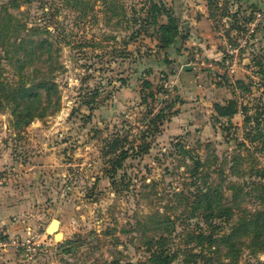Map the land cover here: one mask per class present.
I'll return each instance as SVG.
<instances>
[{"label":"rangeland","instance_id":"rangeland-1","mask_svg":"<svg viewBox=\"0 0 264 264\" xmlns=\"http://www.w3.org/2000/svg\"><path fill=\"white\" fill-rule=\"evenodd\" d=\"M202 11L227 65L196 69L214 86L193 101L168 76V51L191 54L188 26ZM10 17L23 31L47 26L59 64L53 111L21 124L0 108L2 185L29 187L32 215H46L19 237L30 249L8 253L13 264H149L167 248L179 249L171 264H192L183 250L264 264V0H20L0 14L2 33ZM218 85L233 96L224 117L210 113ZM160 110L159 134L141 139Z\"/></svg>","mask_w":264,"mask_h":264},{"label":"trees","instance_id":"trees-1","mask_svg":"<svg viewBox=\"0 0 264 264\" xmlns=\"http://www.w3.org/2000/svg\"><path fill=\"white\" fill-rule=\"evenodd\" d=\"M19 4L20 0H0V14L7 13L9 9H18ZM156 7H158L157 10L164 8L161 3L153 4V8ZM19 15L17 13V16ZM165 16L168 24L172 23L170 16L167 14ZM9 23V28L14 31L13 34L10 33V29L9 34L2 33L0 30V108L13 107L10 114L21 124H25L35 117H42L53 111L57 99L55 98L53 101V96H51L55 95V82L52 74L53 70H57L59 64L55 63L56 66H53V38L46 29L47 26H44L42 30L34 27L23 31L25 25L21 20L10 17ZM158 28L161 31L170 29L165 24L159 25ZM172 29L173 31L176 30L174 27ZM161 41L165 46L173 43L172 39L164 40L162 37ZM8 71L10 76L4 75ZM147 73L148 70L142 71L141 77L146 76ZM139 81L140 95L143 100L148 97L153 98L152 84L144 78H139ZM216 96L224 98L228 106L234 107L232 93H229L225 88H218ZM226 104H214L213 109L217 117H224L235 112V108H227ZM164 120V112L161 110L154 117L146 119V123L143 125L147 130H142L139 137L146 140L149 138L148 135L150 136L148 132H151V137L159 134V127ZM122 124L130 127L133 122L125 120L122 121ZM118 138L123 140L126 137L121 134L119 137L111 138L113 144L109 142L108 145L113 148L112 151L120 148L117 146ZM143 143L145 142L143 141ZM178 251L179 249L168 250V248L166 250H152L148 262L149 264H171ZM183 252L187 256V259L184 260L187 263L193 264L192 259L197 258L204 260L203 264H211L209 258L199 253H194L191 250H183ZM217 264L224 263L219 259Z\"/></svg>","mask_w":264,"mask_h":264},{"label":"crops","instance_id":"crops-1","mask_svg":"<svg viewBox=\"0 0 264 264\" xmlns=\"http://www.w3.org/2000/svg\"><path fill=\"white\" fill-rule=\"evenodd\" d=\"M203 13L204 12L202 11V14ZM209 20L210 19L207 18V16L205 15L203 17L200 16L199 18L193 20L188 27L190 28L193 27V29L196 30L197 34L196 36L189 34V37L188 39H186V41L190 43L191 47H194L195 49L200 48V52L205 57L209 59L219 60L220 52L218 49H216L217 40L215 38L217 34L215 35V32L211 27V23ZM182 50L183 49H181V51L178 53L172 49L168 51L169 52V58H168L169 63H167L169 67L168 76L172 75V77L175 79L174 81L176 87H178V89L184 90V93L186 92L187 89L191 92L193 91V97H194L193 101L197 99L200 101L203 96L201 95V89L204 88L205 86L213 87L214 84H211L210 82L211 78L206 76V74L199 73L195 68L191 67L190 58L194 50L192 49V51L189 52L191 53L190 55L188 54V52ZM186 66H189L190 69H185ZM158 69L159 71H162L163 67ZM163 81L165 80L163 79ZM152 87H154V84H152ZM217 87L219 88L221 86L218 85ZM179 99H180L179 102H184L186 100V97ZM191 100L192 98L190 99V101ZM220 102L225 104V100L222 98L216 99L215 102L212 103V107H211L212 110L210 112L211 116L213 115L214 117L216 115L213 109L214 104ZM172 106H174V104H172ZM172 106L170 110L173 112ZM191 108L192 107L187 108L186 111H188ZM3 163H4L3 160L0 159L1 170L3 169L2 168ZM32 169L33 171H35L38 168L33 167ZM24 171L26 172V169ZM1 179L2 177L0 178V229L8 237L17 238V239H19V237L22 238L26 237V235L27 236L32 235L34 233L33 232L34 230L30 227L33 225V222L36 219L39 221H43L44 220L43 218L46 217V215L45 214L32 215L35 214V212L31 211V207L33 206L31 204V201H33V199L31 198L32 193L29 187L22 186L23 184H21L16 188L6 187L2 185L3 183ZM34 197L35 200L38 199V197L36 196ZM14 249L15 248L13 247H8L0 251V264H13V260H11L8 253L12 252Z\"/></svg>","mask_w":264,"mask_h":264},{"label":"built area","instance_id":"built-area-1","mask_svg":"<svg viewBox=\"0 0 264 264\" xmlns=\"http://www.w3.org/2000/svg\"><path fill=\"white\" fill-rule=\"evenodd\" d=\"M190 65L195 69H205L207 71H211L213 69H218L219 67H223V65H227V62L224 60H215L209 59L205 57L200 51L194 49L192 52V56L190 58ZM28 242H24L17 238L8 237L1 229H0V251L13 247L15 249H24L29 250L30 248L27 246Z\"/></svg>","mask_w":264,"mask_h":264},{"label":"water","instance_id":"water-1","mask_svg":"<svg viewBox=\"0 0 264 264\" xmlns=\"http://www.w3.org/2000/svg\"><path fill=\"white\" fill-rule=\"evenodd\" d=\"M185 69H190V67H189V66H186ZM57 225H58V221L55 220V219H52V220L50 221L48 227H47V231H48V230H49V231H53V230L57 227Z\"/></svg>","mask_w":264,"mask_h":264}]
</instances>
